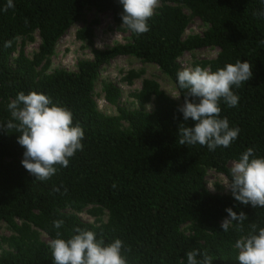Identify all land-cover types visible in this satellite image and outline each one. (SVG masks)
<instances>
[{
    "label": "trees",
    "instance_id": "obj_1",
    "mask_svg": "<svg viewBox=\"0 0 264 264\" xmlns=\"http://www.w3.org/2000/svg\"><path fill=\"white\" fill-rule=\"evenodd\" d=\"M161 6L149 19L150 30L134 34L122 25L118 0H13L3 11L0 0V123L11 119L7 108L17 93L42 92L69 108L74 122L84 129L83 151L70 159L67 168L45 181L35 180L21 165L24 148L17 143L15 129L0 128V221L15 233L4 241L9 249L0 254V264H52L49 241L69 238L75 228L89 229L110 242L119 238L128 264H187L186 253L198 249L213 264H239L235 241L253 228L264 227V208H253L232 195L211 193L205 186L207 168L224 174L230 181L228 163L253 148L264 156V3L261 0H159ZM184 5L208 27L199 36L184 38L190 19ZM110 12L124 27L130 41L108 50H93V60L78 62L76 71L40 73L37 67L48 61L60 38L79 20L85 8ZM38 32L40 45L33 59L17 51L18 40ZM77 39L93 45L90 25L76 31ZM10 46L5 47V42ZM203 48L219 50L205 63L210 71L248 61L252 78L234 89L238 106L220 102L221 117L239 127L237 139L228 148L209 151L199 144L180 145L181 124L191 127L178 111L185 90L179 89L178 58ZM119 56H131L156 65L175 84L180 102L171 99L159 84L144 79L134 97L141 105L154 99L149 112L117 107L116 115L101 113L93 98L94 83L101 68ZM143 71H129L131 84ZM105 100L115 105L120 90L112 83L103 86ZM126 122L128 128H123ZM59 188V191L55 189ZM65 189L67 191L65 192ZM105 208L106 222L93 225L63 210L81 211L90 206ZM244 212L242 224L233 222L222 231L226 208ZM62 220L60 229L53 227ZM188 227L189 233L183 231Z\"/></svg>",
    "mask_w": 264,
    "mask_h": 264
},
{
    "label": "clouds",
    "instance_id": "obj_2",
    "mask_svg": "<svg viewBox=\"0 0 264 264\" xmlns=\"http://www.w3.org/2000/svg\"><path fill=\"white\" fill-rule=\"evenodd\" d=\"M118 3L123 8L122 25L129 31L143 34L150 30L148 21L158 0H118ZM13 7V0H7L2 10ZM261 15L264 16V12ZM4 46H10V42L6 41ZM252 75L251 64L241 59L216 71L201 66L179 70L176 82L179 89L185 90V99L178 111L184 121L190 119L193 122L191 127L179 126V144H199L209 151L230 147L240 128L231 126L227 117H221L220 102L230 108L237 107L240 97L234 89L240 88ZM7 108L11 119L6 124L0 123V128L15 129L19 133L17 143L24 148L21 165L35 180H48L56 174L57 165L67 168L70 159L83 151V127L74 122L69 108L54 102L50 96L37 91H20ZM226 186L241 204L264 208V156H257L253 148L241 153L230 169V182ZM225 212L227 216L220 224L224 232L229 231L233 222L242 224L247 218L244 212L238 213L231 207ZM62 225V220L53 222L55 229ZM48 246L52 264H128L121 239L106 242L89 229L77 227L67 239L57 232ZM234 248L239 264H264V227L253 228L249 234L241 236L235 241ZM185 255L187 264H213L211 256L198 249Z\"/></svg>",
    "mask_w": 264,
    "mask_h": 264
},
{
    "label": "rangeland",
    "instance_id": "obj_3",
    "mask_svg": "<svg viewBox=\"0 0 264 264\" xmlns=\"http://www.w3.org/2000/svg\"><path fill=\"white\" fill-rule=\"evenodd\" d=\"M161 6L158 0L157 6ZM184 13L189 17L190 22L185 32L184 38L190 36L201 35L208 25L197 17H193L188 8L179 5ZM90 25L94 33L93 45H89L86 41H81L76 37V31ZM130 41L129 33L123 26L118 24L110 12H99L95 8H85L79 20L60 38L57 42L53 53L48 57V61L37 67V70L43 74H49L57 70L76 71L77 64L83 60H93V50H108L115 45L124 44ZM40 45V37L38 32H34L30 37H21L18 40L16 53L11 59V64L17 57L19 51H23L29 59H33L34 54L38 51ZM219 50L216 48H203L193 52L185 53L178 58L180 70L183 68H192L201 66L209 70L205 63L216 58ZM143 71V74L128 84L125 80L129 71ZM151 79L156 81L161 90L164 91L171 99L180 102L178 90L172 80L166 76L156 65L143 63L131 56H119L110 63L104 65L94 83L93 98L96 102L98 110L108 116L117 114V107H122L129 111L140 110L149 112L154 109L153 98L150 102L143 105L134 97L139 92L142 81ZM105 83H112L120 90V98L115 105L105 100L103 86ZM175 96V97H173ZM123 128H128L126 122L122 123ZM22 159V157H21ZM236 161H230L228 168L231 169ZM230 181L228 178L213 168H207L205 174V186L214 194L232 195L226 186ZM65 213L75 214L84 222L99 225L107 221L108 211L98 205H90L81 211L72 209L63 210ZM39 238L50 243L45 233L35 229ZM183 231L189 233L188 227L184 226ZM15 233L10 225L4 221H0V254L3 250L9 249L4 239L14 236Z\"/></svg>",
    "mask_w": 264,
    "mask_h": 264
}]
</instances>
